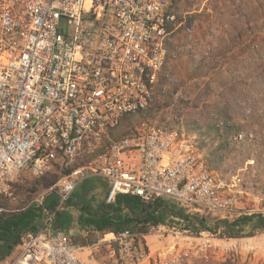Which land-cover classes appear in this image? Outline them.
Returning <instances> with one entry per match:
<instances>
[{"label": "built area", "instance_id": "1", "mask_svg": "<svg viewBox=\"0 0 264 264\" xmlns=\"http://www.w3.org/2000/svg\"><path fill=\"white\" fill-rule=\"evenodd\" d=\"M183 31L177 0H0V195L15 199L12 184L23 173L41 178L71 169L34 199L56 193L60 203L0 264H93L79 256L84 247L69 230L53 225L93 178L106 183L108 203L126 194L168 198L194 215L244 213L233 184L179 146L176 132L111 136L125 117L152 105ZM78 160L84 163L72 168ZM111 234L103 242L117 263L182 264L189 255L152 260L140 242L145 234Z\"/></svg>", "mask_w": 264, "mask_h": 264}, {"label": "rangeland", "instance_id": "2", "mask_svg": "<svg viewBox=\"0 0 264 264\" xmlns=\"http://www.w3.org/2000/svg\"><path fill=\"white\" fill-rule=\"evenodd\" d=\"M177 2L184 18L183 34L171 49V60L152 105L133 115L122 130H128L126 135L153 129L176 132L179 146L194 150L219 178L233 184L243 207L242 215L264 213V66L253 54L256 45H264V0ZM189 78L191 81L185 84ZM194 82L199 88L193 86ZM227 107L232 110V123L241 128L237 137H229L230 146L222 148L220 143L227 142L223 130L216 133L209 124L223 129L226 121L221 112ZM80 162L83 161H77ZM64 175L63 170L41 178L23 173L12 184L15 199L0 196L9 207L22 210ZM89 182L94 189L83 196L94 195L91 207L107 202L106 184L98 179ZM79 187L71 195L77 197L70 202L75 204L57 212L58 217L67 212L72 218L66 224L71 236L95 233L97 241L81 246L84 248L79 256L93 264H128L117 263L110 256L103 239H110L111 233H96L79 222L80 200L75 195ZM200 217L169 216L165 224L139 236L140 242L152 260L185 251L189 255L182 264H264V232L257 231L250 237H225L222 226L208 230L225 218L210 214L204 219L205 228L197 223ZM53 225L59 226L56 221Z\"/></svg>", "mask_w": 264, "mask_h": 264}, {"label": "trees", "instance_id": "3", "mask_svg": "<svg viewBox=\"0 0 264 264\" xmlns=\"http://www.w3.org/2000/svg\"><path fill=\"white\" fill-rule=\"evenodd\" d=\"M253 49V52H255L253 54L258 57L257 61L260 60V66H264V45H256ZM190 81V78L187 79L185 84H188ZM193 86L199 88L198 83H195ZM142 112L143 111H140L138 114ZM221 113V116L226 121L223 126L224 128H216L215 124L211 123L209 127L216 130V133L219 130H223L222 135L225 136L227 142L222 141L223 143L221 142L220 145L224 148L230 146V136L237 137L239 135L241 126L237 123H232L233 115L231 107L223 109ZM132 117L133 115L125 117L122 123L111 131V136L116 139L126 135L128 130L123 131L122 129L124 126L126 127ZM83 163L84 162L76 163L72 168L80 166ZM70 170L69 168L63 169V172L66 174ZM90 180L91 179L86 180L82 184L88 182L91 185V182H89ZM84 192H86V189L75 194L80 200L78 203V209L81 212L79 222L83 225V228L92 230L96 233H117L124 228H131L132 230L136 229L142 234H148L151 228L165 224L167 218L170 216L169 210L171 209L168 208L170 205H166L165 200L143 202L137 196L119 194L114 202H105L100 208L94 209V207L90 206L89 202H85L84 199H82ZM76 198L75 196H71L66 201V206L74 205L75 203L70 202H73ZM59 203L60 198L58 195L56 193H50L44 198L42 203L34 202L22 210L15 209L13 211L0 212V260L5 259L11 254L13 249L19 244L26 230H36L40 227L41 221L45 216V210H53ZM0 206L14 209L4 202L3 196H0ZM125 207H130V211L124 210ZM65 213L67 212H63L62 215L58 217L56 223L57 226L59 225L60 227L68 229L66 224L72 222V218L69 213H67L66 218L64 215ZM185 214V211H180L177 216L182 218ZM209 215L210 214H195V216H201L198 218L197 222L199 227L206 228L204 219ZM185 218L191 219L192 217L187 213ZM220 226L223 227L221 234L225 237L237 238L254 236L257 231L264 232V213L244 214L236 217L234 220L226 218L219 219L215 227H208V230H215ZM248 226H250V230L246 231V227ZM72 239L79 246L91 245L97 241L95 233L86 236L81 234L72 235Z\"/></svg>", "mask_w": 264, "mask_h": 264}, {"label": "flooded vegetation", "instance_id": "4", "mask_svg": "<svg viewBox=\"0 0 264 264\" xmlns=\"http://www.w3.org/2000/svg\"><path fill=\"white\" fill-rule=\"evenodd\" d=\"M91 185L88 182L80 185L77 193H79L83 189H86V193L87 192L91 193L92 190L94 189V184L91 183ZM93 196H94L93 194L90 195L89 197L87 195L86 196L84 195L82 197V199H84L85 202H89V204H90V200H92ZM102 205H104V203L99 202L98 205L96 207H94V209L100 208ZM168 208L171 209L169 211L172 213L171 215L170 214L169 215L172 216V217H175V218L179 219V217L177 216V214H178V212L183 211V210H180V208L177 205H170V206H168ZM182 218H184V216Z\"/></svg>", "mask_w": 264, "mask_h": 264}, {"label": "water", "instance_id": "5", "mask_svg": "<svg viewBox=\"0 0 264 264\" xmlns=\"http://www.w3.org/2000/svg\"><path fill=\"white\" fill-rule=\"evenodd\" d=\"M168 202H169V201L166 200V201H165V204L167 205ZM65 206H66V204H65ZM124 210H128V211H130V207H125ZM169 214L171 215L172 213L170 212ZM185 216H186V214L184 215V217H185ZM190 216H191V217H195L194 214H190Z\"/></svg>", "mask_w": 264, "mask_h": 264}, {"label": "crops", "instance_id": "6", "mask_svg": "<svg viewBox=\"0 0 264 264\" xmlns=\"http://www.w3.org/2000/svg\"><path fill=\"white\" fill-rule=\"evenodd\" d=\"M93 179H96V178H93ZM98 180H101V179H98ZM102 182H104L103 180H101ZM105 183V182H104ZM106 184V183H105ZM106 187H107V185H106ZM107 190H108V187H107ZM64 207H65V205H63V207H62V209H64ZM58 214V213H57ZM56 220H58V215L56 216V219H55V221ZM42 224V223H41ZM41 224H40V226H41ZM62 228V227H61Z\"/></svg>", "mask_w": 264, "mask_h": 264}]
</instances>
